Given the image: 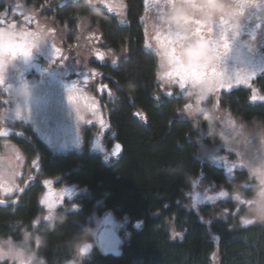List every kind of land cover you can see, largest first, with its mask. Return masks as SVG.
<instances>
[{"label": "trees", "instance_id": "obj_1", "mask_svg": "<svg viewBox=\"0 0 264 264\" xmlns=\"http://www.w3.org/2000/svg\"><path fill=\"white\" fill-rule=\"evenodd\" d=\"M25 1L66 27V46L75 42L83 31L81 23L87 22V29L99 37L102 53L122 54L117 60L90 64L114 92L107 104V148L119 142L123 153L114 162L87 146L57 153L42 142L28 141L23 133L11 134L27 155L23 180L30 174L32 179L23 191L0 198V239L19 238L21 226L33 225L48 194L57 200L52 220L56 227L48 231L47 245L40 249L48 264H264V222L251 211L256 182L238 184L248 171H227L199 155L198 137L209 146L220 144L210 137L205 123L214 113L205 111L204 119L184 117L189 94L170 93L161 84L159 58L155 49L146 48L148 0H125L123 21L88 0ZM58 66L60 76L66 72L76 80L80 75L61 61ZM47 72L49 81L58 83ZM72 84L85 86L80 77ZM253 86L264 96V71L253 78ZM254 90L221 91L215 101L235 117H264V99L252 100ZM3 105L0 97V111ZM63 189L76 192L66 197ZM192 196L195 200L189 205ZM107 212L127 221L128 234L121 236L117 251L95 249L79 261L72 245L88 240L73 238L87 229L91 241L97 217ZM245 219L253 223L245 225ZM48 223L41 220L38 226L43 229Z\"/></svg>", "mask_w": 264, "mask_h": 264}, {"label": "rangeland", "instance_id": "obj_2", "mask_svg": "<svg viewBox=\"0 0 264 264\" xmlns=\"http://www.w3.org/2000/svg\"><path fill=\"white\" fill-rule=\"evenodd\" d=\"M88 1L93 6L111 11L120 21L126 19L125 0ZM48 2H62V0H49ZM212 2H217V0H212ZM175 3L176 0H148L147 5L146 48L150 51L155 49L154 53L159 58L160 81L166 90L176 88L179 94H189L190 98L182 112L184 117L196 120L201 111L205 112L211 109L218 116L219 122L225 130L234 128L236 127V117L219 109L215 100L221 91H228L232 88L249 87L254 90L253 78L256 74L264 71V0H256L254 5H242L239 4V0H232L233 6L237 9L242 7L244 11L243 15L236 19V23L239 24V34L228 33L231 48L221 57L224 68L222 71L231 79L225 80V88H217L212 92H202L199 84L192 80L183 81V87H181V80L178 76L167 75L174 73L175 68L178 67L173 59L165 54V46H162L164 39L166 37L173 38L176 32L175 27L169 24V13ZM41 11L25 0H0V30H2L0 38L5 44L26 45L30 52L28 56H24L22 52L12 56L5 50L3 56L4 66L0 73L2 75L0 97L4 103L0 111V198H6L23 191L32 179L30 174L29 179L23 180L27 155L22 146L10 137L11 134L23 133L28 141L42 142L55 152L63 153L72 149L81 150L88 144L92 145L93 140L98 137L100 128H108L109 125L107 117L104 118L95 105V103L98 104L97 101L92 98V96L97 98L92 87L96 84L95 79L101 75L90 64L97 51L102 52L98 35L89 31L87 22H83L81 23L83 30L81 34L77 39L75 38V42H70V45L66 46V27L54 24L52 18L42 15ZM221 17L212 21L213 33L208 34L206 28L202 30L201 35L205 37L206 42L209 38H219L218 25ZM192 18L193 20L201 19L197 15H192ZM228 19L231 23L232 18L228 17ZM196 27L193 23L190 25V30H194ZM189 35H191V31ZM197 43L198 41H196ZM167 47L168 50L171 49L170 45ZM46 50L50 52L48 53ZM220 52H224L222 44ZM103 54L104 58L96 57L101 62L117 60L122 56V54L117 55L110 52ZM49 55H52V58ZM178 56L185 65L197 63L195 59L197 53L190 50L189 47L179 50ZM185 56L189 59L186 60ZM35 58L38 61L39 58H42L41 63L32 64L30 60L34 61ZM60 61L70 70L76 69L80 73L76 80H70L66 72L62 76L59 75L58 69L62 68L58 66ZM46 72L52 74L59 84L49 81ZM79 77L85 86L76 88L72 82L79 81ZM217 79L221 78L217 77ZM63 81L70 83V87L61 85ZM229 84L231 85L230 89L227 87ZM23 90L46 97L50 100L49 106L43 112L23 108L24 102L26 103L24 98H27L25 94H22ZM211 96H213V100L209 101ZM254 96L257 97V100L264 97L257 90H254ZM87 114L92 117H86ZM51 132L59 133L52 136ZM197 141L199 155L206 160L227 171L234 169L248 171L246 168L248 160L245 158L247 139L236 145L220 143L215 146L207 145L202 137H199ZM241 144L244 145L243 148L240 146ZM98 145L99 143L95 142L92 146ZM253 145H258L256 138L253 139ZM36 166L37 163L34 164V167ZM252 176L254 178L252 180L264 187V170L253 169ZM62 194H68L67 190H64ZM194 200V196L189 197V205H192ZM56 201L55 197L45 195V207L41 217L34 222L35 225H38L41 220L54 222L52 220L56 214ZM50 204L51 207H49ZM254 218L264 222V218L256 215ZM126 224L127 221L118 219L108 212L101 218L97 217L92 229L93 239L90 244L84 242L77 247L78 260L86 259L95 249L115 252L121 246L122 230ZM108 229L115 231L117 239L114 242L105 239V231ZM11 238L14 237L0 239V250H2L0 263L13 264L15 257L11 249L5 250L3 247L5 244H11ZM87 245H91L90 249L87 252H82L81 249ZM10 256L13 259H6Z\"/></svg>", "mask_w": 264, "mask_h": 264}, {"label": "clouds", "instance_id": "obj_3", "mask_svg": "<svg viewBox=\"0 0 264 264\" xmlns=\"http://www.w3.org/2000/svg\"><path fill=\"white\" fill-rule=\"evenodd\" d=\"M232 6V0H217L216 3H213L212 0H197L195 7L187 3L186 0H176L172 11L169 13V24L177 30L190 31V25L181 23L179 17L197 15L201 19L215 21L220 16L228 18L227 12ZM189 46H196V41L192 40L185 45V47ZM185 59L189 58L185 56ZM200 63L207 65L209 74L213 67H218L221 71L224 70L221 57H217L211 41H209L207 54L201 58ZM204 86L199 85L200 88ZM198 115L203 119L206 118L203 111ZM205 123L208 125L210 137L224 145H236L240 141L247 139L248 146L245 158L248 160L246 168L249 175L244 180L238 181V184H244L249 179H254L252 176L253 169L264 170V117L254 116L248 120L238 116L236 117V127L228 130L223 128L215 113L211 119L206 118ZM254 138L258 140V145L256 146L253 145ZM240 146L244 147L243 144ZM252 187L253 207L251 211L254 215L264 218V187L256 183H253ZM55 227V223H48L43 229L35 224L21 226L19 238H11V244L3 246L5 250L10 248L15 257L13 259L10 256L6 259H13V264H21V261H23V264H48L47 257L40 254V249L46 247L47 233L50 230H54ZM77 237H87L88 244H90V236L87 229L77 234L73 240L75 241ZM72 247L75 251L78 250L75 243Z\"/></svg>", "mask_w": 264, "mask_h": 264}, {"label": "snow or ice", "instance_id": "obj_4", "mask_svg": "<svg viewBox=\"0 0 264 264\" xmlns=\"http://www.w3.org/2000/svg\"><path fill=\"white\" fill-rule=\"evenodd\" d=\"M187 3L191 4L193 7L197 5V0H186ZM216 3V2H213ZM256 3V0H239V4L242 5H254ZM244 9L236 8L235 6H232L229 8L227 12V17L232 18V22L230 23L228 18H225V16H222L220 19V23L218 25L219 30V38H209L208 41H205V37L201 35V32L204 28H206V32L208 34L213 33L214 26L213 22L211 20H205V19H196L193 20L192 16H181L179 17V21L185 25H191L195 24L197 27L194 30L191 31V35H189L190 31H182L177 30L175 32V35L173 38L168 39L167 37L164 39L163 45L165 46V54L168 55L170 58L173 59V61L178 65V67L175 68L174 73H168L167 75H173L175 74L178 76L181 80V87H183V81L185 80H192L199 85H205L204 87H201L202 92H212L216 91L217 88H225V80H230L231 77L227 76V74L221 70H219L218 67H213L211 69V72L209 74V70L207 68L206 64H201L200 60L202 57H204L207 54L209 41L213 44V50L215 51L217 57H223L224 54H226L230 48L231 45L229 43V35L228 33L231 32L235 35L239 34V24L236 23V19L243 15ZM171 26V25H170ZM2 31V30H0ZM34 35V34H32ZM195 39L198 41L196 46H189L190 50H194L197 53V56L195 57L197 63L195 65H185L182 61V59L178 56V51L183 49L185 45ZM223 47L224 52H220V47ZM171 46V49L168 50L167 46ZM5 50L8 51V53L12 56L17 55L18 53H23L24 56L30 55V52L27 50L26 45H21L17 43H8L5 44L3 42V39L0 38V73L3 71L4 66V52ZM217 77H220L221 79H217ZM0 82H2V75H0ZM227 87L230 89L231 85H227ZM257 97L253 96L252 100H256ZM260 99H264V97H260ZM136 115H140L139 113H136ZM120 145H116V149H120ZM114 155L116 154L114 150ZM239 199V197H237ZM51 207V204L49 205ZM50 218V217H49ZM243 223L245 225L253 223L250 219L243 220ZM173 235H177L176 233H173ZM91 245L85 246V248L81 249L82 252H87L88 249H90ZM2 252V250H0Z\"/></svg>", "mask_w": 264, "mask_h": 264}, {"label": "flooded vegetation", "instance_id": "obj_5", "mask_svg": "<svg viewBox=\"0 0 264 264\" xmlns=\"http://www.w3.org/2000/svg\"><path fill=\"white\" fill-rule=\"evenodd\" d=\"M39 56V55H38ZM97 56H102V58H104V54L100 51H97V53L95 54V58L94 60H98L96 57ZM105 60V59H104ZM99 61V60H98ZM49 63V62H48ZM50 65V63H49ZM48 65V67H49ZM96 81V84L92 87V89H94L95 91H93L97 98H95L94 96H92V98L97 101L98 104L95 103V105L97 106V108L100 110V114L106 118L108 116V107H107V104L108 102L111 100L113 101L114 100V92L112 91V88L110 87V83L106 82L104 77L103 76H99L98 78L95 79ZM196 83V82H195ZM162 84V83H161ZM197 84V83H196ZM171 90H168V92L170 93H178V90L176 88H170ZM21 93V92H20ZM91 93V92H90ZM22 94H25V96L27 98H24V100L26 101V103L24 102V106L23 108H27V109H31L33 111H38V112H43V110L49 106L48 103H44L42 101H47V98L44 97V96H41V95H38V94H35L33 93L32 91H28V90H23L22 91ZM92 94V93H91ZM93 95V94H92ZM180 95V94H179ZM41 101V102H39ZM50 102V101H49ZM22 104H23V101H22ZM86 117H92V115H86ZM108 119V117H107ZM109 125H108V128L107 127H104V128H100V132L98 133V137H96L94 140H93V143L92 145L95 143V142H98L99 145L98 146H92V145H89L87 147H89L90 149L93 148V149H97L99 151V153L102 154L103 157H105V160L106 161H111V162H114L115 161V157L112 155L113 154V147L112 148H107V145H106V137L108 135V132H109ZM49 132V131H48ZM57 133L59 132H51L52 136L53 134L56 136ZM202 135V134H201ZM200 135V136H201ZM67 138H68V135H67ZM81 140V138H79ZM199 139V137L197 138V140ZM202 140H204L202 138ZM115 144V143H114ZM114 146V145H113ZM235 170V169H234ZM62 190V188H60ZM64 190V189H63ZM75 189L74 190H70L69 193L67 194L66 197H70V196H74L75 194ZM110 229L106 230L105 231V239L106 240H109L110 241V238H112L111 234L113 231H109ZM129 230L127 229V227H125L123 230H122V235L125 233L126 235L128 234ZM102 239V235L100 237ZM103 238H104V235H103ZM122 244V243H121ZM108 252V251H107Z\"/></svg>", "mask_w": 264, "mask_h": 264}, {"label": "water", "instance_id": "obj_6", "mask_svg": "<svg viewBox=\"0 0 264 264\" xmlns=\"http://www.w3.org/2000/svg\"><path fill=\"white\" fill-rule=\"evenodd\" d=\"M117 144H119L121 147H120V149H116V145ZM114 150H115V152H116V154L114 155V154H112L116 159H118L119 157H120V155L123 153V146L119 143V142H116L115 144H114V146H113V149H112V151H113V153H114ZM113 234H112V238H110V241H112V242H114L115 241V239H117V236H116V234H114L115 233V231L113 230V232H112ZM114 246H115V244H113ZM117 248V247H116ZM118 250V249H117ZM116 250V251H117Z\"/></svg>", "mask_w": 264, "mask_h": 264}, {"label": "bare ground", "instance_id": "obj_7", "mask_svg": "<svg viewBox=\"0 0 264 264\" xmlns=\"http://www.w3.org/2000/svg\"><path fill=\"white\" fill-rule=\"evenodd\" d=\"M113 234V233H112ZM112 234H111V236H112Z\"/></svg>", "mask_w": 264, "mask_h": 264}]
</instances>
